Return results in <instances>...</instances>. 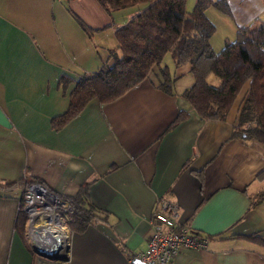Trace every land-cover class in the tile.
I'll list each match as a JSON object with an SVG mask.
<instances>
[{
    "label": "crops",
    "instance_id": "obj_1",
    "mask_svg": "<svg viewBox=\"0 0 264 264\" xmlns=\"http://www.w3.org/2000/svg\"><path fill=\"white\" fill-rule=\"evenodd\" d=\"M196 0H187L191 9ZM231 14L210 5L219 52L241 25L264 21V0H226ZM149 5L108 11L99 0H0V264H42L18 224L23 180L73 196L89 182L98 220L70 229L63 264H131L147 247L160 197L179 205L180 220L210 237L171 264H264V142L231 138L249 82L224 120H205L182 96L195 81L191 63H163L174 78L163 90L159 66L119 98L91 99L55 130L83 75L112 64L116 29ZM70 83L65 89L61 78ZM212 84L219 82L214 74ZM180 111L188 116L174 124ZM69 201V200H68ZM59 255L63 256L61 249Z\"/></svg>",
    "mask_w": 264,
    "mask_h": 264
},
{
    "label": "trees",
    "instance_id": "obj_2",
    "mask_svg": "<svg viewBox=\"0 0 264 264\" xmlns=\"http://www.w3.org/2000/svg\"><path fill=\"white\" fill-rule=\"evenodd\" d=\"M144 1L149 5L116 29L118 46L111 50L112 64H104L76 81L67 110L51 119L52 127L61 129L93 98L102 103L119 98L144 80L154 66L160 67L159 86L172 92L174 78L163 63L169 54L177 66L191 63L195 81L182 96L205 120H224L249 82L231 138L264 142V21L238 26L236 38L226 39L217 52L211 44L216 26L205 11L215 5L231 14L226 0H196L191 9L187 8V0H99L108 11ZM210 74L218 78L217 84L208 81ZM70 81L67 76L61 78L63 89ZM187 116L188 111H180L173 125ZM38 180H23L22 184L25 188L29 181ZM13 184L0 181V189ZM89 184H83L73 196H63L73 207L69 218L72 229L85 227L99 218L101 211L89 199ZM263 198L264 192L256 202ZM25 219L26 215L19 213L20 227ZM242 237L264 248V236L254 233Z\"/></svg>",
    "mask_w": 264,
    "mask_h": 264
},
{
    "label": "built area",
    "instance_id": "obj_3",
    "mask_svg": "<svg viewBox=\"0 0 264 264\" xmlns=\"http://www.w3.org/2000/svg\"><path fill=\"white\" fill-rule=\"evenodd\" d=\"M73 207L70 201L57 194L39 181H29L24 188L18 205V213L23 212L31 221L28 234L43 227H63ZM53 215L57 221H50ZM40 222V223H39ZM151 234L147 247L136 255L131 264H171L174 257L186 249H201L209 245L210 237L180 220L179 205L168 197H160L155 202L151 218ZM67 243L70 241L69 227ZM69 244V243H68Z\"/></svg>",
    "mask_w": 264,
    "mask_h": 264
},
{
    "label": "bare ground",
    "instance_id": "obj_4",
    "mask_svg": "<svg viewBox=\"0 0 264 264\" xmlns=\"http://www.w3.org/2000/svg\"><path fill=\"white\" fill-rule=\"evenodd\" d=\"M50 221H57L53 215H49ZM40 233V236H35L34 239L36 241V244L46 250L47 252L51 253H59V250L61 249V252H63V256H66V248H67V232L66 229L63 227H59L58 224L54 226H46L42 229L36 231ZM38 235V234H37ZM54 263V262H53ZM57 263V262H56ZM59 264H62L59 263Z\"/></svg>",
    "mask_w": 264,
    "mask_h": 264
},
{
    "label": "rangeland",
    "instance_id": "obj_5",
    "mask_svg": "<svg viewBox=\"0 0 264 264\" xmlns=\"http://www.w3.org/2000/svg\"><path fill=\"white\" fill-rule=\"evenodd\" d=\"M65 221H68V222H65L63 224V226L65 227L66 231H68V227L70 225V221H69V218H67ZM40 223V222H39ZM26 224L27 226H32V223L31 221H29L28 219V222H27V218H26ZM40 232V231H39ZM69 232H70V229H69ZM27 233H28V230H27ZM32 234H28L29 236V239L32 243L33 246H36V247H39L37 244H36V241L34 239L35 236H40L41 234L38 233V232H32ZM38 234V235H37ZM35 235V236H34ZM69 243V242H68ZM69 245V244H68ZM37 257H39L42 261V264H59L62 262V264L65 262V259L63 258H60V259H53V258H48V257H44V256H40L39 254H37ZM54 262V263H53ZM57 262V263H56Z\"/></svg>",
    "mask_w": 264,
    "mask_h": 264
},
{
    "label": "water",
    "instance_id": "obj_6",
    "mask_svg": "<svg viewBox=\"0 0 264 264\" xmlns=\"http://www.w3.org/2000/svg\"><path fill=\"white\" fill-rule=\"evenodd\" d=\"M35 252L37 254H39L40 256H44V257H48V258H53V259H60V258H63L65 259V261L67 260V255L66 256H62V255H59V254H56V253H51V252H47L46 250L40 248V247H36V246H33ZM67 253L69 251V245H67Z\"/></svg>",
    "mask_w": 264,
    "mask_h": 264
}]
</instances>
